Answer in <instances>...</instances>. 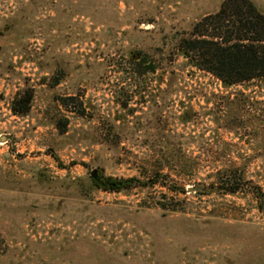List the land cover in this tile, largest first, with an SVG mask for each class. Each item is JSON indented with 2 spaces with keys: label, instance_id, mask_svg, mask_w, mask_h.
<instances>
[{
  "label": "rangeland",
  "instance_id": "1",
  "mask_svg": "<svg viewBox=\"0 0 264 264\" xmlns=\"http://www.w3.org/2000/svg\"><path fill=\"white\" fill-rule=\"evenodd\" d=\"M222 1L0 0V264H264V79L176 53Z\"/></svg>",
  "mask_w": 264,
  "mask_h": 264
},
{
  "label": "trees",
  "instance_id": "2",
  "mask_svg": "<svg viewBox=\"0 0 264 264\" xmlns=\"http://www.w3.org/2000/svg\"><path fill=\"white\" fill-rule=\"evenodd\" d=\"M176 53L190 67L216 78L225 89L264 79V14L250 0H223L216 12L203 16L193 25L189 37L179 40ZM131 59L136 61L135 57ZM137 62L143 63L144 59ZM148 70L155 71L154 67ZM30 100L31 95L27 94L25 105L21 109L12 105V112H27ZM192 115L189 109L178 119L188 123ZM227 178L229 184L235 181L233 176ZM92 183L100 190L118 192L139 181L97 175ZM227 190L235 192L236 189Z\"/></svg>",
  "mask_w": 264,
  "mask_h": 264
},
{
  "label": "water",
  "instance_id": "3",
  "mask_svg": "<svg viewBox=\"0 0 264 264\" xmlns=\"http://www.w3.org/2000/svg\"><path fill=\"white\" fill-rule=\"evenodd\" d=\"M90 175H91L92 179H96V177H97V175H96V171H95V170L92 171V172L90 173Z\"/></svg>",
  "mask_w": 264,
  "mask_h": 264
}]
</instances>
